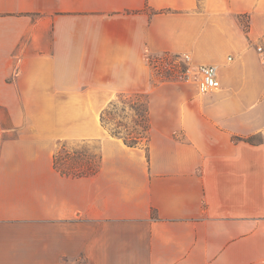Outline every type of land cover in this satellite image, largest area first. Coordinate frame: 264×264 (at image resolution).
I'll use <instances>...</instances> for the list:
<instances>
[{"label":"crops","instance_id":"crops-1","mask_svg":"<svg viewBox=\"0 0 264 264\" xmlns=\"http://www.w3.org/2000/svg\"><path fill=\"white\" fill-rule=\"evenodd\" d=\"M263 33L264 0H0L18 131L0 143V264H264ZM155 52L216 65L220 86L153 82ZM120 94L147 96L136 146L100 121ZM90 140L94 175L54 168Z\"/></svg>","mask_w":264,"mask_h":264},{"label":"rangeland","instance_id":"rangeland-1","mask_svg":"<svg viewBox=\"0 0 264 264\" xmlns=\"http://www.w3.org/2000/svg\"><path fill=\"white\" fill-rule=\"evenodd\" d=\"M242 23L246 25L245 18H242ZM148 63L151 68L153 82L162 80L178 81L194 93L199 92L197 87L199 70L191 65L184 56L171 52L149 53ZM146 106L147 97L144 94H120L108 103V110L104 118L108 127L116 128L122 131L123 134L134 130L144 136L146 134L142 126L145 123L144 109ZM0 126L5 127V129H0V139L6 140L18 137L17 130L9 129V121L1 110ZM90 141L92 142L62 143L56 151L59 155L55 166L67 172L68 165L75 161L79 163L77 168L79 171H84L85 166L88 165L97 167L99 164L98 142L97 140Z\"/></svg>","mask_w":264,"mask_h":264},{"label":"trees","instance_id":"trees-1","mask_svg":"<svg viewBox=\"0 0 264 264\" xmlns=\"http://www.w3.org/2000/svg\"><path fill=\"white\" fill-rule=\"evenodd\" d=\"M110 104H112V103H110ZM107 110H108L107 106L102 110V112L100 114V121H101L102 125L105 126L109 130L110 134L121 137L122 140L124 141V143H126L129 146H136L142 141V139H146L148 137L149 120H148V107L147 106L144 109V113H145V119L144 120H145V123L142 126L143 131L146 134L144 136H142L140 134V132H137V131H134V130L128 131L126 134H123L122 131H120V130H118L116 128L108 127V124H107V122H106V120L104 118L105 113H107ZM246 140L250 141L251 138H246ZM0 141H4V139H0ZM58 155H59L58 152H56L54 154V157H53L54 168L56 170H58L61 174H64L66 176H71V177L92 176L98 170V166L97 167H91V166L88 165L87 167L85 166V170L84 171H79V169L77 170V168L79 167V163L75 161V162H73V163L68 165V167H67L68 172H67V171H65L63 169H60V168L55 166L56 163H57V160H58Z\"/></svg>","mask_w":264,"mask_h":264},{"label":"built area","instance_id":"built-area-1","mask_svg":"<svg viewBox=\"0 0 264 264\" xmlns=\"http://www.w3.org/2000/svg\"><path fill=\"white\" fill-rule=\"evenodd\" d=\"M198 70L199 78L197 82V87L200 93L215 90L220 86L216 65L204 64L201 65Z\"/></svg>","mask_w":264,"mask_h":264}]
</instances>
